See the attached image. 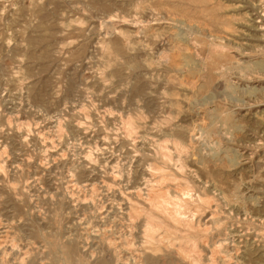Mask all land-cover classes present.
<instances>
[{"label": "rangeland", "instance_id": "rangeland-1", "mask_svg": "<svg viewBox=\"0 0 264 264\" xmlns=\"http://www.w3.org/2000/svg\"><path fill=\"white\" fill-rule=\"evenodd\" d=\"M0 264H264V0H0Z\"/></svg>", "mask_w": 264, "mask_h": 264}, {"label": "bare ground", "instance_id": "bare-ground-1", "mask_svg": "<svg viewBox=\"0 0 264 264\" xmlns=\"http://www.w3.org/2000/svg\"><path fill=\"white\" fill-rule=\"evenodd\" d=\"M226 24H227V23H226ZM228 26H229V25H228ZM227 116H228V115H227ZM227 116H226V115L224 116V115H222V114H221V115H218V117H219V118H222L223 120H224V117H225V119H226ZM219 120H220V119H219ZM156 197H157V196H156ZM158 197H160V196H158ZM154 198H155V197H154ZM171 198H172V197H171ZM152 200H153V199H152ZM156 200H157V198H156ZM160 202H161V201H160ZM162 203H163V202H162ZM163 205H164V204H163ZM165 205H167V204H165ZM165 205H164V206H165ZM162 208H163V207H162ZM157 212H158V211H157ZM174 212H175V211H174ZM153 213H155V212H153ZM176 213H177V212H176ZM173 214H174V213H173ZM154 215H155V214H154ZM158 215H159V214H158ZM158 215H157V216H158ZM177 216H179V215H177ZM152 217H153V216H152ZM154 217H155V216H154ZM149 218H150V217H149ZM153 220H154V219H153ZM161 221H162V220H161ZM148 222H149V221H148ZM157 222H158V221H157ZM157 222H156V223H157ZM149 223H151V222H149ZM153 223H154V222H153ZM151 225H152V224H151ZM156 226H157V225H156ZM159 226H160V225H159ZM169 226H170V225H169ZM169 226H168V227H169ZM153 227H154V226H153ZM164 230H165V229H164ZM166 232H167V231H166ZM166 234H167V233H166ZM151 237H153V236H151ZM153 238H154V237H153ZM149 240H150V239H149ZM153 241H154V240H153ZM153 241H152V242H153ZM159 241H160V240H159ZM169 241H170V240H169ZM152 242H151V243H152ZM158 243H159V242H158ZM161 243H162V242H161ZM154 245H155V244H154ZM158 248H159V247H158ZM184 248H185V247H184ZM184 248H183V249H184ZM153 249H154V247H153ZM177 249H178V248H177ZM185 249H186V248H185ZM183 251H184V250H183ZM179 252H181V251H179ZM177 253H178V252H177ZM185 253H186V252H185ZM181 254H182V252H181ZM183 257H184V255H183ZM184 258H185V257H184ZM3 262H4V261H3Z\"/></svg>", "mask_w": 264, "mask_h": 264}]
</instances>
